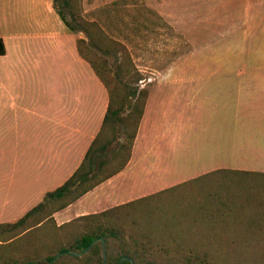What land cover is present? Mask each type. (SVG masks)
Masks as SVG:
<instances>
[{
    "label": "crops",
    "instance_id": "obj_1",
    "mask_svg": "<svg viewBox=\"0 0 264 264\" xmlns=\"http://www.w3.org/2000/svg\"><path fill=\"white\" fill-rule=\"evenodd\" d=\"M256 19L261 18L247 22ZM251 32L245 40L264 34ZM78 38L55 11L54 0H0V40L5 49L0 55V224L17 222L63 186L103 128L109 91L79 54ZM261 48L243 47L242 59L249 62L239 68L236 81L221 73L229 70L224 63L183 60L155 69L145 82L148 99L128 165L57 212L58 224L216 170L264 173V137L246 130L247 125L255 126L260 114L255 108L264 102V62L255 57ZM219 78H227L222 79L226 87L213 91ZM202 102L222 113L198 145L197 161L204 171L182 179L175 169L168 172L163 166L168 160L175 163L178 149L186 148L180 145L186 133L182 138L180 132L195 123L187 112L201 110Z\"/></svg>",
    "mask_w": 264,
    "mask_h": 264
},
{
    "label": "trees",
    "instance_id": "obj_2",
    "mask_svg": "<svg viewBox=\"0 0 264 264\" xmlns=\"http://www.w3.org/2000/svg\"><path fill=\"white\" fill-rule=\"evenodd\" d=\"M54 8L69 30L78 34L63 12ZM74 0H63L71 18ZM86 30V29H85ZM92 35V34H91ZM92 39V37H91ZM94 40V37H93ZM79 54L87 60L109 91L110 101L103 128L87 152L83 164L60 188L15 223L0 224V264H104L101 243L105 238L108 259L112 246L115 262L136 263L138 257L176 260L182 264H264V173L221 169L161 192L78 217L58 225L55 214L121 173L128 165L145 112L148 92L134 90V103L124 112L127 96L114 91L109 65L84 38H78ZM5 49L0 40V55ZM92 56V58L90 56ZM143 79H140L142 81ZM123 129L118 164L96 160L111 144L104 141L109 126ZM63 201V202H62ZM69 257L71 260H63ZM128 259H123V258ZM148 264H156L150 262Z\"/></svg>",
    "mask_w": 264,
    "mask_h": 264
},
{
    "label": "rangeland",
    "instance_id": "obj_3",
    "mask_svg": "<svg viewBox=\"0 0 264 264\" xmlns=\"http://www.w3.org/2000/svg\"><path fill=\"white\" fill-rule=\"evenodd\" d=\"M56 6L63 10L73 26L81 29L76 35L87 40L109 65L112 88L127 96L123 113L128 112L135 101L130 96L131 92L144 89L149 93L145 82L156 73L154 70L165 69L174 62L188 60L192 64H228L229 70L221 73H228L231 81L237 80L239 68L249 62V59H242L240 52L243 47L249 49L260 45L261 53L255 57L264 62V34L256 36L254 33L246 40L243 37L251 31H264V0H74V11L81 16L76 20L71 18L69 10L64 9L63 0H59ZM248 18L261 19L247 22ZM222 79L227 78H219L220 81L211 86L213 91L225 89ZM230 87H234L232 82ZM255 110L260 113L254 120L255 126L247 125L246 130L252 134L254 130L259 137H264V102L259 103ZM191 111L187 112V118H196L195 123H188L183 129L187 130L180 132L183 133L182 138L186 133L180 141V145L186 148L178 149L175 163L168 160L163 166L168 172L175 169L174 173L180 174L182 179L204 171L197 161V150L201 149L198 145L222 113L214 112L206 102L201 103V110ZM103 140H111V144L96 162L108 160L118 164L121 160L117 157L123 143L121 125L116 124L115 133L108 126ZM0 172L3 169L0 168ZM112 249V259H107V263L116 261L117 252L113 246ZM137 259L135 264H182L176 260L141 256ZM63 260L71 258L63 257Z\"/></svg>",
    "mask_w": 264,
    "mask_h": 264
},
{
    "label": "water",
    "instance_id": "obj_4",
    "mask_svg": "<svg viewBox=\"0 0 264 264\" xmlns=\"http://www.w3.org/2000/svg\"><path fill=\"white\" fill-rule=\"evenodd\" d=\"M101 243L102 246H103V261H104V264H108L107 263V259H108V255H107V246H106V240L105 238H100V239H97L95 240L92 245L90 247H88L86 250L84 251H81V252H75V251H69L68 254L71 255V256H74V257H81L83 256L84 254L88 253L90 251V249L92 248V246L94 245H97ZM63 254H59L53 261H51L49 264H53L55 262V260L57 258H60L62 257ZM123 259H128V258H123ZM30 264H39V263H30ZM131 264H134V261L131 260Z\"/></svg>",
    "mask_w": 264,
    "mask_h": 264
}]
</instances>
